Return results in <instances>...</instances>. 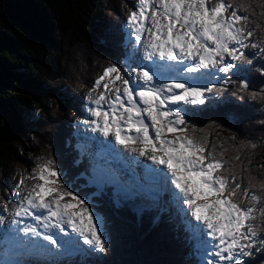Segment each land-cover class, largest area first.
Returning a JSON list of instances; mask_svg holds the SVG:
<instances>
[{
    "label": "trees",
    "instance_id": "1",
    "mask_svg": "<svg viewBox=\"0 0 264 264\" xmlns=\"http://www.w3.org/2000/svg\"><path fill=\"white\" fill-rule=\"evenodd\" d=\"M231 2L249 17L254 35L245 43L264 48V0ZM136 5L137 0H0V205L24 179L28 163L52 159L65 186L104 221L105 251L64 264H198L169 198H161L165 211H141L149 201L119 198L108 185L97 192L88 182L91 160L75 140L80 108L95 80L124 62L127 18ZM259 48L242 49L252 63H238L241 71L229 75V83H213L227 91L206 94L205 104L187 108L186 118L197 129L190 134L227 161L241 194L249 190L248 199L238 195L236 202L252 207L255 193L256 207L264 208V98L249 95L264 89ZM241 78L248 81L247 92L239 91ZM256 215L253 223L259 224ZM253 252L244 259L264 264V252ZM20 264L50 263L32 257Z\"/></svg>",
    "mask_w": 264,
    "mask_h": 264
},
{
    "label": "snow or ice",
    "instance_id": "2",
    "mask_svg": "<svg viewBox=\"0 0 264 264\" xmlns=\"http://www.w3.org/2000/svg\"><path fill=\"white\" fill-rule=\"evenodd\" d=\"M136 8L128 15L126 27L131 28L129 36L135 35L137 45L143 34L148 33L143 58L149 63L139 70L130 66L127 78L117 66H108L95 80L87 99L93 105L89 109L94 118L90 122L92 131L105 140L111 136L116 145L144 158L151 167L142 165L143 176L133 175L124 180L117 171L100 165L101 177L109 184L125 187L129 199L149 201L141 206V211L152 208L165 211L161 198L170 193L182 219L190 223L191 216L198 222L191 229L186 225L185 230L197 252L213 257L207 259V264H249L244 258L253 256V250L264 252V236L258 230L264 229V208L256 207L260 197L251 194L252 207H242L236 202L238 195L241 200L248 199L249 190L244 188L241 194V184L225 168L227 161L216 159L207 141L190 134L197 129L189 126L187 109L183 107L203 105L206 94H221L227 88L192 86L187 79L178 82L159 71L168 69L175 72V77L191 78L192 74H199L198 79L209 80L216 75L211 69L226 75L233 70V74L239 73L238 63H252L242 49L259 48L256 43H245L254 35L247 27L249 17L240 15V8L233 7L231 0H137ZM259 51L264 53V48ZM135 54L133 48L129 59ZM259 71L264 76V67ZM105 78L109 80L103 84V91L93 98L92 92L100 89ZM166 79L170 82H165ZM248 87L247 79L241 78L239 91L247 92ZM249 95L253 99L264 98V89ZM166 132L173 133L174 139H164ZM108 143L111 145L110 140ZM29 178L43 183L33 184L12 210L17 235L23 232L25 237L62 246L61 241L48 234L55 229L69 236V244H78L76 237L82 238L83 244L90 246L88 253L105 251L108 240L103 218L65 186L52 159L37 164ZM22 184L23 178L18 187ZM4 210L8 211L7 203ZM257 213L261 220L254 224ZM22 218H30L45 231L31 224L21 228ZM65 225L70 232L65 231Z\"/></svg>",
    "mask_w": 264,
    "mask_h": 264
},
{
    "label": "rangeland",
    "instance_id": "3",
    "mask_svg": "<svg viewBox=\"0 0 264 264\" xmlns=\"http://www.w3.org/2000/svg\"><path fill=\"white\" fill-rule=\"evenodd\" d=\"M126 30L128 34H130L132 31L131 28L129 27H127ZM146 37H147V33H144L143 36L141 37V43L137 45L135 43V35L132 34L131 37L128 35L127 50L125 51L124 62L121 65H115L122 70V74L126 78L129 76L130 66L131 69L139 70L142 65H146L148 62L143 58V51H144L143 43L146 40ZM133 48L136 49V54L135 56H132L129 59V54L133 51ZM211 71L216 72V75L212 77L211 80H209L208 78L198 79L197 77L199 74H196L191 78L189 77L177 78L174 76L172 77L176 78L178 82H184L185 79H187V82L190 85L194 84L196 86H211L217 80L219 81H223L224 79L230 80L229 75H235L233 74V72H230L227 75L224 73H219L217 72L216 69H211ZM132 76L133 77L135 76V71L132 72ZM108 80L109 78H105V81L102 82L100 89H98L95 92H92L93 98L97 97L100 91H103V84L108 82ZM165 82H170V79L165 80ZM116 84L122 88V84L120 81H117ZM198 105L189 104V105H183V107L186 109L187 108L193 109ZM91 107H93V105H90L88 99H86L85 104L82 106V108H80V118L75 126V134H76L75 140L78 143V147L82 151V153L86 155L89 160H91V168L89 172L90 178L88 182L90 185L95 187V190L97 192H102V188L108 185L111 186L113 195L118 196L119 198L129 199L125 187L109 184L102 179L100 165H105L107 167L112 168L113 170L117 171L123 177L124 180H127L128 175L130 174L126 173V170H128V168L132 169L128 164H131L132 166L134 165V167L137 168V173L135 175L144 174L143 171H141L142 170L141 166L143 165L142 164L143 158L137 157L135 154L127 151L125 148H123L120 145H116L114 139H112L111 136L108 138V140H105V138L102 137L98 132H93L92 125L90 122L94 118L91 116L89 111ZM141 107L143 106L141 105ZM2 121L3 119L0 120V122ZM151 135L154 136L155 133L152 132ZM163 138L174 139V134L166 132ZM109 140L111 141V145H109L108 143ZM113 145L116 146L113 147ZM117 157L121 158L123 161L121 162L119 158L117 159ZM36 166L37 164L35 162H30L25 166V175L23 179V184L20 185L19 187L17 186L13 194L10 196V198L0 205V264H20L21 262H27V259L31 257H36L43 261L45 260L50 264H63L65 263L66 260H69L70 262L79 263L83 261V259L90 254L86 251L90 246L83 244L82 238L79 237L77 239L79 240L78 244H69L67 243L69 236L66 237V239H64L65 236L62 237L63 236L62 235L61 237H56L55 233H52L55 239H57L58 241H62L63 244L62 248L58 246L51 247V245L49 244H44L38 241L33 245L22 244V245L13 246L9 243V239L11 238V235L13 236L15 234L14 231L15 228L11 223L13 219L11 215L12 210L22 202L21 200L27 194L28 189L33 184L43 183V181L29 178L33 170L36 169ZM125 166H127L128 168ZM166 194H168L170 198H172V200L170 201L171 202L170 207L172 208L174 213L178 214V206L172 202L174 200V197H172L170 193L166 192ZM66 200H70V198H66ZM5 203H7L8 211L4 210ZM200 203H202V201H200ZM180 215H181L180 223L183 222V224L181 223L183 230H185L186 225L189 229H191L192 226L198 223L197 221H195V218L191 216L189 217L191 221L190 223H188L187 221L182 219V214ZM5 219H10L8 224H5L6 223ZM176 220H177V216H176ZM200 227H202V225H200ZM66 230L67 232H70V229L67 228ZM74 235L75 234H72V236ZM12 239H13L12 244L18 243L21 240L19 235L14 236ZM195 255L198 260V264H202V257H203V264H207V259L213 258L207 256L206 253H204L203 251L197 252L195 250Z\"/></svg>",
    "mask_w": 264,
    "mask_h": 264
},
{
    "label": "bare ground",
    "instance_id": "4",
    "mask_svg": "<svg viewBox=\"0 0 264 264\" xmlns=\"http://www.w3.org/2000/svg\"><path fill=\"white\" fill-rule=\"evenodd\" d=\"M148 39V33H147V37H146V40ZM149 62H147V64H148ZM187 63V62H186ZM146 64V65H147ZM163 75H165L166 77H169L170 76V78L172 77V76H174L175 77V72H169V70L168 69H160L159 70ZM196 74H192V76H195ZM191 76V77H192ZM177 78H180V77H177ZM182 78H184V77H182ZM166 80H168V79H166ZM192 86H196V85H194V84H191ZM144 119L145 120H147V117L145 116L144 117ZM133 134H134V132H133ZM116 145H113V147H115ZM117 153V152H116ZM119 157H117V159H118ZM119 160L122 162L123 160L121 159V158H119ZM143 162H142V164L143 165H149L150 164V162H148L147 160H145L144 158H143V160H142ZM132 169H130V168H128L127 166H125V167H127L128 168V170H126V172H128V173H131V174H135L136 172H137V168H135L134 167V165L132 166L131 164H128ZM141 168H143V167H141ZM142 171H144V168L142 169ZM26 193V192H25ZM21 201H23V199L21 200ZM20 203V202H19ZM186 207V206H185ZM37 215H40V213H36ZM190 219V218H189ZM10 221V219H5V224H8V222ZM190 221H191V219H190ZM193 222V221H192ZM12 223V222H11ZM194 223V222H193ZM24 224H31L32 226H36V227H38V230H40V231H45L44 229H43V227H42V225H40V226H38V225H36V223H35V221H32L30 218H22L21 219V223H20V227L22 228L23 226H24ZM14 226V228L16 227L15 225H13ZM65 227V231L67 232V225H65L64 226ZM202 227H203V225H202ZM52 233H55V235H56V237H61L62 235V237H64V239H66V237H68L67 235H65V233L64 234H61V232H59V230H55V229H52V230H49L48 231V234H50V235H52ZM20 236V241L18 242V243H15V244H12V238L14 237V236ZM17 235V233L15 232V234L12 236L11 235V238L9 239V243L11 244V245H22V244H29V245H33L34 243H36L37 241L38 242H42V243H44V244H48L46 241H43L42 239H39V238H34V237H25L24 236V233L23 232H20L19 234ZM53 236V235H52ZM75 236V235H74ZM16 238V237H15ZM17 238H19V237H17ZM53 238H54V236H53ZM55 239V238H54ZM18 240V239H17ZM69 240V239H68ZM16 242V241H15ZM50 245V244H49ZM61 245H63L62 244V241H61ZM51 247H52V245H51ZM58 247H61L62 248V246H58Z\"/></svg>",
    "mask_w": 264,
    "mask_h": 264
}]
</instances>
